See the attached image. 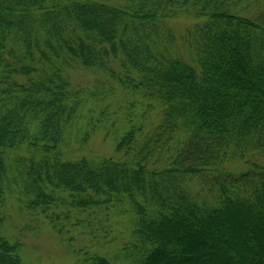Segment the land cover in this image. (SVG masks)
I'll use <instances>...</instances> for the list:
<instances>
[{"label":"trees","instance_id":"1","mask_svg":"<svg viewBox=\"0 0 264 264\" xmlns=\"http://www.w3.org/2000/svg\"><path fill=\"white\" fill-rule=\"evenodd\" d=\"M11 193L61 239L119 222L127 264H264V0H0V264H27Z\"/></svg>","mask_w":264,"mask_h":264},{"label":"rangeland","instance_id":"2","mask_svg":"<svg viewBox=\"0 0 264 264\" xmlns=\"http://www.w3.org/2000/svg\"><path fill=\"white\" fill-rule=\"evenodd\" d=\"M177 25V30L181 32L190 20L180 17L173 20ZM89 73L75 74L76 79L90 78ZM70 149H75L72 146ZM88 157L108 156L112 154L111 142L104 141L102 135L92 137L90 143L82 150ZM24 203V198L21 196ZM20 199V198H19ZM14 196L9 194L5 207V223L3 233L9 239L19 240L22 243L21 254L27 264H74L78 258L77 250L86 247L91 252H97L107 256L113 264H127L122 257V248L125 245L126 235L122 224L113 223L108 236L104 232L96 229V234H88L90 229H77L72 231L70 227L65 229V239L50 226L42 223L37 228L36 224H30V217L24 218V204ZM99 216H94L92 226L96 227ZM92 229V227H91Z\"/></svg>","mask_w":264,"mask_h":264}]
</instances>
